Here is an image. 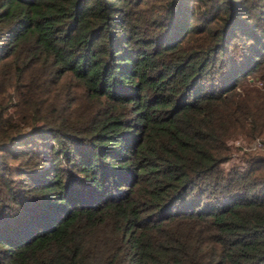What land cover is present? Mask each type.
Instances as JSON below:
<instances>
[{
    "label": "trees",
    "instance_id": "16d2710c",
    "mask_svg": "<svg viewBox=\"0 0 264 264\" xmlns=\"http://www.w3.org/2000/svg\"><path fill=\"white\" fill-rule=\"evenodd\" d=\"M0 264H264V0H0Z\"/></svg>",
    "mask_w": 264,
    "mask_h": 264
},
{
    "label": "rangeland",
    "instance_id": "374dc122",
    "mask_svg": "<svg viewBox=\"0 0 264 264\" xmlns=\"http://www.w3.org/2000/svg\"><path fill=\"white\" fill-rule=\"evenodd\" d=\"M257 139H259V138H257ZM253 142H254V140H253L252 142H250V145H251V144L253 145ZM240 144H241V143H240L239 141H236V142H235V145H240ZM261 146H262V145H261ZM261 146H260V147H261ZM256 148H258V147H254V146L251 147V149H256ZM232 161H233V159L224 162V163H223V166H224L225 168H227V167L230 165V163H231Z\"/></svg>",
    "mask_w": 264,
    "mask_h": 264
},
{
    "label": "built area",
    "instance_id": "2783aa9c",
    "mask_svg": "<svg viewBox=\"0 0 264 264\" xmlns=\"http://www.w3.org/2000/svg\"><path fill=\"white\" fill-rule=\"evenodd\" d=\"M262 145L261 140L260 139H255L253 142V145L251 144L250 146H254V147H260Z\"/></svg>",
    "mask_w": 264,
    "mask_h": 264
}]
</instances>
